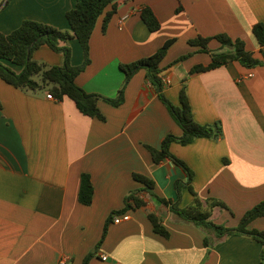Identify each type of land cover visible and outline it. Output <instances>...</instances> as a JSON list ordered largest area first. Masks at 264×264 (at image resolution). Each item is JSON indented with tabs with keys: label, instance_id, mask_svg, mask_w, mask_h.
<instances>
[{
	"label": "crops",
	"instance_id": "crops-1",
	"mask_svg": "<svg viewBox=\"0 0 264 264\" xmlns=\"http://www.w3.org/2000/svg\"><path fill=\"white\" fill-rule=\"evenodd\" d=\"M78 1L0 0V33H12L25 20L70 30L66 14ZM116 4L106 29L105 14L99 18L90 40L91 63L76 79L87 93L111 99L124 88L120 106L98 102L105 121L85 115L69 97L49 100L46 90L25 92L0 78V264H84L88 256V264H262L264 247L257 240L242 234L218 240L215 232L182 219L135 180L134 174L150 178L153 194L173 201L181 182L180 206L194 201L184 170L170 159L154 163L147 148H160L170 134L182 135L181 127L146 70L126 83L120 65L151 56L175 39L160 65L164 93L180 106L186 80L194 119L200 124L220 122L223 136L198 138L188 145L172 142L170 152L194 172L192 186L203 202L215 198L227 205L213 210V222L236 228L246 212L264 202V65L246 68L233 62L190 74L195 66L212 62L211 54L190 40L226 34L243 40L264 62V48L252 31L264 23V0ZM146 6L161 23L156 32L141 18ZM221 46L216 39L208 43L210 51ZM70 47L72 64L82 65L80 42L74 39ZM188 53L193 55L173 64ZM34 58L63 64V55L47 45L36 50ZM83 174L91 176L94 187L90 205L79 201ZM135 192L146 205L128 211L127 221L109 223ZM149 214L161 220L170 237L154 231ZM106 224L107 235L98 245ZM248 229L264 231V217L253 220ZM206 236L212 245L206 246Z\"/></svg>",
	"mask_w": 264,
	"mask_h": 264
},
{
	"label": "trees",
	"instance_id": "trees-1",
	"mask_svg": "<svg viewBox=\"0 0 264 264\" xmlns=\"http://www.w3.org/2000/svg\"><path fill=\"white\" fill-rule=\"evenodd\" d=\"M111 7V10L107 9ZM117 10L116 0H79L76 6L66 14L70 25V30H61L52 25L34 20H25L22 25L12 33L6 35L0 33V78L15 88L25 92L36 94L40 91H48L53 94L57 100L64 97L72 99L79 110L87 116L98 118L105 121V116L98 108V102L104 100L113 106H120L124 102V88L119 92L115 99L107 98L99 94L87 93L80 87L76 79L91 63L90 58V40L99 18L105 14L104 29L114 16ZM141 18L146 23L150 31L156 32L161 28V23L154 11L146 6L141 10ZM253 34L261 49L264 48V23L259 22L253 27ZM78 40L83 48L84 62L80 66L72 64V49L70 41ZM216 39L221 43V49L210 51L208 43ZM175 39H170L154 54L130 64H121L122 71L126 74V83L131 77L141 69L146 70L147 77L156 88L160 100L168 108L170 114L182 129V135H168L162 142L160 148L147 146L150 150L154 163L158 164L165 159H170L176 165L181 167L188 177L186 186L194 196V201L187 207H181V190L184 184L177 183L178 198L176 201L161 198L153 194L155 182L150 178L134 174L136 181L144 184L150 193L163 204L170 206L172 211L178 214L182 219L195 225L202 226L207 230L217 234L218 240L234 234H242L260 242L264 247V231L256 229L250 230V223L264 217V202H261L250 209L243 216L240 224L236 228H227L215 224L212 220L213 210L215 208H226L227 205L215 198H209L205 202L201 200L192 186L194 172L181 159L170 152L172 142H178L182 145L193 143L196 139L202 137L219 138L223 136V128L220 122L216 124H200L193 116L192 107L187 95L186 80L180 92V106L174 105L164 93L165 83L162 74L161 62L166 57L170 46ZM190 44L200 46L202 52H208L212 56V62L208 66L197 65L190 74L210 71L233 62H239L246 68H255L264 65V62L254 56V53L247 50L246 44L241 39H232L226 34H219L214 37L204 38L202 36L190 40ZM47 45L54 52L63 55V64L61 66L50 65L46 62L37 61L34 53L40 47ZM188 53L179 57L173 64L182 62L192 56ZM22 67L21 72H16L6 62ZM172 64V65H173ZM94 197V187L91 176L83 174L81 188L79 192V201L84 205H90ZM146 205L145 201L135 192L126 198V207L120 212H114L109 223L113 221L114 216L126 213L130 210L139 209ZM154 231L163 237H170L169 231L163 226L161 220L155 214H149ZM108 223V224H109ZM106 224L103 232V239L108 232ZM206 246L213 244V241L206 236ZM261 263L264 262V248L261 252ZM91 256H88L84 264H88Z\"/></svg>",
	"mask_w": 264,
	"mask_h": 264
},
{
	"label": "built area",
	"instance_id": "built-area-1",
	"mask_svg": "<svg viewBox=\"0 0 264 264\" xmlns=\"http://www.w3.org/2000/svg\"><path fill=\"white\" fill-rule=\"evenodd\" d=\"M164 83H166V79H163ZM47 98L49 100H55L56 98L53 96V94L51 93H48L47 94ZM130 219V214H128L127 212L126 213H123V214H119V215H116L114 216L113 218V223H121L122 221H127ZM105 259V258H104Z\"/></svg>",
	"mask_w": 264,
	"mask_h": 264
}]
</instances>
